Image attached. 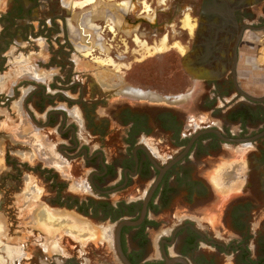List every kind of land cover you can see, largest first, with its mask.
Returning <instances> with one entry per match:
<instances>
[{"label":"flooded vegetation","instance_id":"af4514ba","mask_svg":"<svg viewBox=\"0 0 264 264\" xmlns=\"http://www.w3.org/2000/svg\"><path fill=\"white\" fill-rule=\"evenodd\" d=\"M84 1L0 0V126L8 128L0 130V138L9 134L15 141L13 125L22 126V121H30L66 168L61 170L43 160L41 164H30L20 157V161L12 157V163L6 159V164L13 166V178L26 171H38L47 184L48 194L40 193L38 184H33V176L26 185L23 183L22 190L17 188L11 212L16 211L22 223L26 213L22 215L21 196L32 186L39 191L35 196L38 206L47 204L55 212L65 210L70 213L67 216L81 219L102 234L106 231L109 237L87 242L81 254L78 249L82 244L70 236L74 251L60 241H56L58 251H53L47 247L48 242L31 246L24 229L46 233L30 225L16 229L5 219L7 237L1 239L0 263L224 264L228 260L232 264H264V231L259 235L250 227L252 218L264 208V101L255 102L246 96L260 99L264 95L254 97L245 93L240 82L244 74L251 79V87L260 84L259 79L264 85V75L255 76L252 56L248 57V69L239 70L246 37L255 44L259 40L257 33L264 31V0H165L169 2H162L166 7L153 5L154 9L149 4L151 12H146L145 0H95L80 6ZM69 3L76 11L67 9ZM187 15H191L195 26L193 34L179 25ZM166 32L184 37V43L179 44L184 53L176 42L170 48L178 53L189 76V89L199 91L193 103L194 114L216 121L205 126L201 123L194 132L191 128L184 133L177 108H155L149 104L155 101L154 97L142 92L121 90L113 94L116 85H121L119 81L107 86L91 80L90 74L77 70L74 60L81 51L98 46L114 61L121 60L123 55L117 47L122 46L115 43L128 39L137 43V38L144 42L160 41L167 37ZM95 51L102 53L98 48ZM24 59L34 61L44 81L27 76L17 83L10 78L2 80L3 74L12 72L15 63ZM78 74L83 78L76 77ZM22 86L29 88L25 91ZM21 91L25 92L24 100L13 104V98ZM128 98L143 105L131 108L125 104ZM175 102L182 104L185 100ZM220 102L223 106H218ZM5 103L8 109L1 106ZM31 104L43 117L37 116ZM160 133L161 136L153 137ZM84 134L87 137H81ZM152 137L164 138L157 143L165 147L164 152H171L166 162L161 159L163 152L155 154L143 141ZM254 138L249 143L232 142ZM5 143L9 155L10 145L20 153L32 149L18 141L17 147L9 140ZM106 146L112 151L106 152ZM242 157L247 158V163L239 166ZM216 167L218 176L210 177L216 192L237 193L245 186L252 190L262 188L259 196L239 195L227 212L231 226L242 239L225 242L188 219L173 230L164 228L168 231L155 241L157 229L166 227L158 214L171 202L175 186L194 169L201 174L206 171V177ZM76 170L83 176L82 184L72 182ZM208 182L195 183L200 200L208 199ZM104 222L109 224L102 225ZM7 246L20 250L19 255L10 257Z\"/></svg>","mask_w":264,"mask_h":264},{"label":"rangeland","instance_id":"374dc122","mask_svg":"<svg viewBox=\"0 0 264 264\" xmlns=\"http://www.w3.org/2000/svg\"><path fill=\"white\" fill-rule=\"evenodd\" d=\"M74 1H78V0H74ZM162 2L166 3V5H168L169 3V2L167 3V1L165 0H145L144 5H145L146 12H151L150 11L151 7L149 4H151L152 8L154 9L157 6L166 7L162 5ZM70 3L66 4L68 5L67 9H72L69 6ZM153 5L155 7H153ZM73 11H76V9L75 10L72 9V12ZM190 16L187 15L186 19L184 20V24H179V25H184V28L189 29L190 33L193 34L195 31V26L192 25L193 23H192V19ZM182 19H184V17H182ZM187 19H190V25H187ZM166 34H167V37L162 38L163 40L161 39L160 41L159 39H156L155 41H150V42L146 41L147 42L146 43L144 41H141L139 38H137L136 39L137 43L132 42L130 39H128V41L126 42L115 43L117 45L122 46L121 48L117 47L118 52L121 55H123V59L121 60L115 59L118 63L114 61L113 59H111L110 61L108 56H106V52L104 51V49H100L101 47L99 46L94 47V48H88L86 51L83 50L81 51L82 53L81 52L78 53L74 59L76 66H77V70L84 72L86 75L87 73L88 75L90 74L91 80L94 79L95 81H98L99 83L106 82V83H109V86L112 83L119 81L121 85H116L117 88L113 94L119 93V91L121 90H126L128 92H133V91L142 92L143 94H147L151 97H154L155 101H151L149 102V104L150 105L152 104L153 106H157L155 108H158V109L160 108L161 110L167 109L166 106H173V108L174 107L177 108L179 110L178 113L181 115L182 120H183L184 133H187L188 129H191V128H192L191 131L194 132V128L201 125V123H202V126L209 125L211 123H216V121H211L209 119H206L202 115L196 116L194 114L195 110L193 108V103H195L197 96L199 97L198 95L199 91L193 92L192 89H189L191 88L189 76L184 71V69L182 68L179 62L178 53L175 51V49L170 48L171 44L176 42V45L179 48V50L182 53H184L183 48L180 47L181 45H179L180 42L184 43L183 41L184 37L180 35H170L167 32ZM257 36L259 37V40H257L255 44H252V42H249L250 40H247L249 37L248 38L246 37V40L244 42L245 46L241 50L239 70L246 71V69H248L249 67L247 65L248 57L252 56L251 59L254 60L256 71H257L255 76L258 78V75L259 77L261 76V74L264 75V31L257 33ZM158 43L160 44L164 43L165 46L163 45L162 47ZM141 44L144 47H142ZM158 46L159 48H157ZM250 46L251 47L255 46V49H251ZM160 47L162 48L160 49ZM97 48L102 53L95 51ZM153 48H156V52H155V49ZM157 50L158 51L163 50V51L157 52ZM91 52L92 54L90 56H86V54H89ZM103 59L104 60L108 59L112 63L113 66L107 65L108 63H103L102 62ZM8 74L9 73L3 74V76L4 75L5 76L2 78V80H5L6 78H8L7 77ZM79 76L81 75L78 74V76L76 77H79ZM79 78H83V76ZM249 80H248L247 75L243 74V77L240 79V82L242 85L241 90L254 97H262L264 95V85H262L263 84V81H261L262 79L257 80V82L259 81L258 83L260 84H257L255 87L250 86L251 82H249ZM90 81H89V84H90ZM91 84H92V81H91ZM21 88H23L26 91L29 88V86L28 87L22 86ZM24 96H25V92L23 91L22 93L21 91L18 95H16V97L13 98L12 100L13 104H17V103L19 104L20 102H22L24 100ZM90 96L91 97L95 96V98H98L97 94L93 95L92 93H90ZM99 96L101 97L102 94ZM158 97L161 100H159ZM181 97H187V99L182 104H176L179 102H175V101H178L179 99H181ZM126 100L127 101L123 100V102L125 101V104L129 105L131 108L136 109V108H139L138 107L139 104L143 105L142 102L136 103V101H139L137 99L128 98ZM239 101H243V99L239 98ZM171 102L175 103V105L172 104ZM7 105L8 104L5 103V104H2L1 106H4L8 109ZM218 106H223V105L220 102ZM31 107H33L32 104H31ZM146 109L148 110V108ZM34 110L36 111L38 117H43L42 113L39 114L38 109L34 108ZM148 112L150 111L148 110ZM28 123L30 124L33 131H37L35 135L39 137V140L41 141V143L44 141V143L46 142L50 146L49 142L45 140L46 137L44 136L45 137L44 138L43 136H41V134H39L38 128H36L30 121ZM19 125L20 124L17 123V124H14L13 126H19ZM4 126H5L4 124L0 126L1 131H3L2 129L6 128ZM84 136L87 137L86 134L82 135L81 137H84ZM155 136L159 137L161 136V133L159 135L157 134L153 135V137ZM153 137L150 139L143 138V141L151 148L153 152H155V154L159 155L158 152L159 153L163 152L161 155V159L166 162L168 158H170L171 152H169L168 150L167 152H164L165 147H162L160 143H157L159 142V140L161 142L164 138L160 137L158 138V140H156L157 138L154 139ZM10 146L8 148L10 150V155L6 154L7 162L11 161L10 163H12L13 158L16 159L17 161H20V158H18L19 156L18 157L14 156V152L11 151L12 149ZM108 148L110 147L106 146L104 147V150L106 152H111L112 150L110 151V149ZM23 152H25L26 154L31 151H25V150L21 151V153ZM55 155L58 158H60V161H62L61 157H59L57 154ZM246 159H247L246 157L245 159L244 157L239 159V166H242L244 163H247ZM42 160L43 159L36 157L34 161L41 164ZM0 162H3V157L1 155H0ZM12 167L13 166L11 164L9 165L6 164L5 166L6 172L4 173L2 177L3 181L0 182V199L3 200L2 207L0 208V213L3 215V216L2 215L0 216V238L1 239L3 236L7 237L6 226L3 223L4 221H2L5 219H6L5 222L8 223L9 226L16 225L15 227L16 229H17V226H21V225H30V226L35 227L36 229H39L38 222L36 220L32 218L30 220V218L26 217L24 218V221L22 223V220L20 221V219L16 216L18 215V213L16 211L13 213L11 212V210H13V205L11 201L14 200L13 199L14 195L18 193L17 188L18 189L21 188L22 190L23 178L25 177V175L28 174L35 178V182L33 184H38V186L42 190L41 193H43L44 191L46 192V194L49 193L46 189L47 184L45 183L42 175H40L38 171H35L33 173L26 171L25 172L26 174L23 173L21 176L19 177L14 176L13 178L12 177L13 175ZM217 171H218V167L214 168L210 172H207V175L205 177L206 171H202V174H201V171L194 169L193 171H190L187 174V176L183 179V181H180V183L175 186L173 190V197H172L171 202L167 205L166 209H164L163 213L158 214L157 218L161 222H164V225L166 227L161 226L159 229H157L156 233L153 235V239L155 241L158 239V237L162 233L168 231V230H164V228H171L173 230L188 219L195 221L196 224L200 228L206 230V232H208L209 234L217 235L225 242L230 241L231 239H234V238H237L239 240L242 239L240 235L235 233L233 226H231V222H230L231 218L228 217L227 212L229 211L230 207H232L234 203L238 200L237 198L240 197L239 195L249 193V194H256L257 196H259L260 195L259 190H261L262 188L257 186L256 189L254 188L252 190L251 186L250 187L245 186L246 187L244 188L245 190L241 189L240 192H237V193L234 190L233 192H230V193L216 192L215 185H213L212 182L210 181V177L216 178L218 176ZM74 175L75 177L72 179V182L75 184H80V183L82 184V179H83L82 174L78 170H76V173ZM206 178H209V179H206ZM202 180L205 181L206 183L208 182V180L209 182H211L210 184H208V186H206V188L208 189V193H209L207 195L205 194V198H208L207 200H200L198 198L200 195L198 194V191H196L197 186L195 185V183L199 181L202 182ZM33 194L35 197L36 196L35 190L33 191ZM127 198L130 199L129 196ZM17 199H19V197ZM36 199L37 198L35 197L34 203L31 204L32 206L31 208H33L32 211L37 210L39 208L38 204L36 203ZM257 203H259V201H257ZM25 212H26V209L24 208L23 213L21 212L22 215H24ZM71 212L73 213L75 211L72 210ZM8 214L10 217H13V219H10L7 216ZM67 214L70 215V213H67ZM108 224H109L108 222H104L102 225H108ZM76 225L82 227L81 223L79 222ZM2 226L3 227L5 226V227L3 228ZM86 226H89L87 231L92 232V233L94 232L99 233V236H101V232H99L98 230H93L89 224H87ZM250 227L252 231L254 229V232L259 235L261 232L264 231V208H262L261 211H258L255 214V216L252 218ZM74 228H77V227H74ZM33 229H24V231H27L26 239L32 244L31 246H33L37 242L38 243L48 242L46 243V245L49 249L53 251H56V250L58 251L59 247H58L57 242L60 241V242H64L65 248L71 251L75 250V245L73 244V240L71 239L72 236L70 237V235L67 233L66 231L67 229L65 228L60 229L58 232L53 234L51 237L44 235L43 233H40V232L36 233V231L34 232ZM1 239H0V243H1ZM15 239L14 241H16ZM76 241H79L82 244V246L81 245L79 246L78 250H80V253L83 254V251L86 248L85 246L87 245L86 244L87 242L84 243L83 241H80V240H76ZM224 262H225L224 264H232V262L228 260Z\"/></svg>","mask_w":264,"mask_h":264},{"label":"bare ground","instance_id":"6f19581e","mask_svg":"<svg viewBox=\"0 0 264 264\" xmlns=\"http://www.w3.org/2000/svg\"><path fill=\"white\" fill-rule=\"evenodd\" d=\"M93 1V0H92ZM184 24V23H183ZM187 25H190V19H187ZM193 25V24H192ZM166 39V38H165ZM163 40V39H162ZM143 44V43H142ZM141 44V45H142ZM159 45H161L162 47H163V45H164V43L162 44H160V43H158ZM146 45V44H145ZM165 46V45H164ZM142 47H144L143 45H142ZM162 47H160V49L162 48ZM157 48H159V46L157 47ZM153 49H155V52H156V48H153ZM165 50V49H164ZM148 51V50H147ZM146 51V52H147ZM153 51V50H152ZM160 51V50H159ZM158 50H157V52H159ZM161 51H163V50H161ZM160 51V52H161ZM147 57V56H146ZM100 61V60H99ZM104 60H102V62H103ZM107 62L106 63H108L109 61H108V59L106 60ZM105 62V61H104ZM20 127V126H19ZM17 128V127H16ZM14 129V128H13ZM18 130V129H17ZM19 130H20V128H19ZM18 132V131H17ZM18 135V134H17ZM20 136V135H19ZM1 146L2 145H0V149H1ZM23 154V153H22ZM30 154V156H27V155H29ZM34 151L31 149V152H29V153H24L23 155H24V157H26V158H28V157H31L30 159H36V157L37 156H34ZM38 158V157H37ZM49 158H50V156H49ZM48 158V159H49ZM32 187V186H31ZM33 191H34V188L31 190L30 189V191L28 192V193H26V195H24V197L21 199V201H22V203H23V205H24V208L26 209V214H27V218H30V220H31V218L32 219H34V220H36L37 222H38V228L41 230V231H43L44 233H46V235L47 236H49V237H51L53 234H55L56 232H58L60 229H63V228H65V229H67L66 231H67V233L70 235V236H72V237H74L75 238V240H80V241H83L84 243H86V242H89V241H96V240H101L100 238H104V237H106L107 238V236L109 237V234H108V232H106V231H104L103 232V234H102V232H101V236H99V233H92V232H89V231H87L88 230V228H89V226H86L87 224H86V222H84V221H82L81 219L79 220L78 218H73V217H71V216H66V215H68L66 212H64V211H50L47 207H45V206H39V210L37 209V210H34V211H32L33 210V208H31L32 206H31V204H33L34 203V194H33ZM36 195V194H35ZM67 219H69V220H67ZM2 221H4V220H2ZM81 223V225H82V227L81 226H77L76 224L77 223ZM4 223V222H3ZM85 224V225H84ZM3 225V224H2ZM6 226V225H5ZM4 226V227H5ZM3 227V226H2ZM3 227V228H4ZM74 227H77V228H74ZM69 228V229H68ZM91 228L93 229V230H96V229H94L95 227H92V225H91ZM91 229V230H92ZM3 230V229H2ZM4 232H6V231H4ZM107 235V236H106ZM1 239V238H0ZM49 239V238H48ZM6 251H7V253L10 255V257H12L13 259L15 258V257H17L18 255H19V253H20V250H18V249H14V248H10V247H7L6 248Z\"/></svg>","mask_w":264,"mask_h":264},{"label":"crops","instance_id":"0c3cea01","mask_svg":"<svg viewBox=\"0 0 264 264\" xmlns=\"http://www.w3.org/2000/svg\"><path fill=\"white\" fill-rule=\"evenodd\" d=\"M94 2H95V0H93V1L92 0H86L84 2H81L80 6L83 7L87 4L94 3ZM91 54H92V52L89 54H86V56H90ZM96 59H98V58H96ZM109 59L111 61V58H109ZM104 61H103V63L107 62L106 60H104ZM110 61L107 64L109 66L112 65V63ZM26 76L30 77L32 79H35V80H43V81L45 80L43 78L42 72L39 71L34 66V61L32 59H28V60L24 59V61H20V62L15 63L12 72H10L7 75L8 78L14 80V83H17L21 78H24ZM104 84H108L107 86H109V83L104 82ZM21 123H22V126L21 125H19L20 127L14 126L13 127L14 129H11V130H14V132H13L14 140H16V141L19 140V142L23 143V144H29L33 148L32 150L35 153L34 156L38 155L37 157L43 159L44 161H47L48 163H52V165H55V166L59 167V169L65 171L66 168H65L64 164L60 163V158H58L55 155L53 148H51V146H49L46 142L44 143V141L41 143V141L39 140V137L37 135L33 134L34 132H33V129L31 128L30 124H27L26 121H22ZM19 128H20V130H19ZM31 135H34V136H31ZM0 144H1V142H0ZM27 156H30V154ZM49 156H50V158H49ZM29 158H31V157H28V159ZM30 189L32 190L33 188L31 186H29L28 192L30 191ZM24 195H26V193H24L23 196ZM21 199H22V196H21ZM26 217H27V214H25V218Z\"/></svg>","mask_w":264,"mask_h":264},{"label":"water","instance_id":"95a60500","mask_svg":"<svg viewBox=\"0 0 264 264\" xmlns=\"http://www.w3.org/2000/svg\"><path fill=\"white\" fill-rule=\"evenodd\" d=\"M143 95V94H142ZM135 96V95H134ZM133 96V97H134ZM138 96H140V95H138ZM137 96V97H138ZM248 98H250L251 100H253V101H255V102H263L264 101V97L263 98H260V99H257V98H252V97H249L248 95H246ZM135 98V97H134ZM185 98H187V97H181V100H186ZM154 98H152V100H153ZM158 99H159V97H158ZM155 100V99H154ZM159 100H161V99H159ZM165 102H167V101H165ZM7 128V127H6ZM8 129V128H7ZM217 134H219L218 132H216ZM6 140H9L10 141V143L12 144V145H14V146H16L17 147V145H20L19 143H17L16 141H13L12 139H11V137H10V135L9 134H7V136L6 137H1L0 138V142L2 143V146H1V150H0V155L3 157V162H0V176H1V174L2 173H5V164H6V143H5V141ZM255 140V138L254 139H248V140H238V141H232V142H235V143H249V142H252V141H254ZM191 145H192V143H191ZM190 148V147H189ZM189 150V149H188ZM11 151H13L14 152V155L16 156V157H20L21 158V160L22 161H27V162H29L30 164H34V160L35 159H28V158H26V157H24V156H22V154L20 153V152H18V151H14V150H11ZM33 177L31 176V175H25V177L23 178V183H24V185H26L28 182H30L31 181V179H32ZM36 191H37V189H36ZM37 192H39V191H37ZM40 193H41V191H40ZM46 205V207L47 208H50V206L49 205H47V204H45ZM55 210V209H54ZM57 211H65V210H57ZM134 225V224H133ZM168 264H171V261H168Z\"/></svg>","mask_w":264,"mask_h":264}]
</instances>
